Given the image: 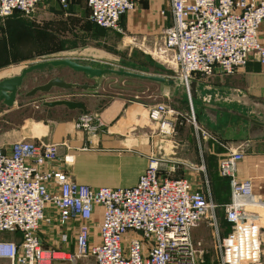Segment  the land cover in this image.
Listing matches in <instances>:
<instances>
[{
	"label": "built area",
	"instance_id": "obj_1",
	"mask_svg": "<svg viewBox=\"0 0 264 264\" xmlns=\"http://www.w3.org/2000/svg\"><path fill=\"white\" fill-rule=\"evenodd\" d=\"M43 1L0 0V21L17 12L33 15ZM87 2L91 20L116 31L121 30L122 16L137 5L136 0ZM172 15L165 44L155 54L187 85L195 76L206 80L232 75L252 56L264 64L259 36L264 0H172ZM169 111L160 102L150 112L164 135L175 133ZM193 120L204 138L218 139L197 125L194 111ZM101 124L90 112L76 123L85 129ZM59 146L27 138L8 149L0 146V264L54 260L75 264L87 257H94L97 264H199L203 242L193 237L192 230L202 221L215 227L221 264L260 263L261 225L255 208L263 202L255 198L252 181L238 176L245 156L242 149L225 144L227 152L220 159V173L229 180L231 191L224 206L229 223L225 231L218 224L217 204L210 193L195 179L173 175L182 161L170 163L153 156L136 185L93 187L71 179L66 166L56 168L61 161ZM71 162V156L63 157L64 165ZM46 226L60 230L64 243L74 232V250L48 248L40 235ZM6 233L12 238L4 237Z\"/></svg>",
	"mask_w": 264,
	"mask_h": 264
},
{
	"label": "crops",
	"instance_id": "obj_2",
	"mask_svg": "<svg viewBox=\"0 0 264 264\" xmlns=\"http://www.w3.org/2000/svg\"><path fill=\"white\" fill-rule=\"evenodd\" d=\"M73 1L68 9L63 10L60 0H45L39 10L40 19L45 21L47 26L49 24L56 28L58 26L63 32L67 30L65 27L70 18L77 21L79 17L84 20L90 19L87 0ZM136 2V8L122 16L120 31H112L91 22L88 27L81 28L80 33L87 35L89 45L94 50L91 51L93 58L105 59L97 53L105 57L111 54L112 48L128 49L136 54L143 52L156 58L155 52L159 47L164 46L166 29L173 22L172 0H136ZM19 14L16 13L14 16ZM69 15L73 16L69 17ZM259 36L264 44V22L260 27ZM70 47L73 50L81 49L80 51L85 49L74 44ZM95 51L97 53H93ZM63 56L72 57L73 54L64 53ZM166 75L176 76V74ZM193 79L201 84L198 90L199 97L195 99L200 122L218 137L217 140L200 139L197 141L199 147L197 142L192 143L186 139L184 129L175 128L174 132L177 134L172 135L160 133L157 123L150 118L154 105L139 100V95H135V99L127 95H117L107 99V95L99 93L98 88L94 92L81 94L88 98H77L84 101L89 112L97 115L103 122L96 129L77 127L78 118L83 114L81 109L71 110L65 106L49 107L62 110L67 116L55 117L53 121L30 118L32 120H25L18 129L13 126L0 128V146L8 149L12 143L23 138L35 142L58 143L61 161L57 162L56 168L62 169L66 166L71 179L93 187L136 185L153 156L166 159L170 163L182 161L184 164L180 165L173 175L190 178L193 177L191 176L193 173L190 172L198 171L199 164H205L213 169L212 161L221 159L227 152L225 144L233 149H242L245 156L239 163L238 176L252 181L255 198L263 202L259 207L257 219L261 225L262 249L261 261L258 264H264V134L251 137L250 122L238 114H245L249 110L244 105V96L253 100L264 99V64L252 56L247 66L232 75H215L206 80L195 76ZM160 84L163 94L168 96L169 89L165 84ZM181 90L185 89L178 88L175 94L168 98L181 103V96L183 97V93H179ZM72 98L76 99L73 96ZM104 100L106 101L103 103ZM205 102L238 113L213 108L208 110ZM0 105H4L5 108V111L0 112V122L13 121L14 108H10L2 101ZM214 111H217L216 116L213 114ZM215 117L216 121H214ZM97 123L98 120H95L94 124ZM64 156H71L72 162L64 165L62 163ZM197 160L200 161L199 164ZM40 235L48 248L74 250V232L68 233L69 241L66 243L60 241V230L50 229L49 226L42 228ZM3 236L12 238L8 233ZM62 261L54 260L52 264H68Z\"/></svg>",
	"mask_w": 264,
	"mask_h": 264
},
{
	"label": "rangeland",
	"instance_id": "obj_3",
	"mask_svg": "<svg viewBox=\"0 0 264 264\" xmlns=\"http://www.w3.org/2000/svg\"><path fill=\"white\" fill-rule=\"evenodd\" d=\"M66 1L68 5H64L60 0L63 10L68 9L70 4L74 2L73 0ZM42 3H40L33 15L19 14V16L16 15L18 18L16 16L8 17L0 21V80L4 77L18 74V72L20 73V70L24 68V66L27 67L37 61L52 57H60L63 56L64 53L73 54L72 57L76 58V60L81 63L100 64L97 66L118 65L121 68L156 74L176 73L170 64L152 55L140 52V50L138 55L135 52L132 53L128 51V49L112 48L111 54H107L105 57L102 56L101 53H97L96 51L93 52L97 53V55H101V57L105 59L93 58L91 56V51L94 50L91 45H89L90 43L88 42L87 35L80 33L82 27H88L90 22L92 24L94 23L91 18L84 20V18L79 17V21L70 18L67 21V27H65L67 30L63 32L59 30L58 26L57 28L50 24L47 26L45 21L43 22V20L40 19L39 10ZM72 16L73 15H69V17ZM79 23L81 25H79ZM73 44L85 49L82 51H80L81 49L73 50L70 47ZM56 76H60L67 81L96 84L98 85L99 93H105L107 99L117 95H127L135 99V95H139V100H143L152 105L165 102L170 110L169 118L173 119L175 122V128L186 130V139H189L192 143L204 139L202 133H199L195 126L192 109L195 111L197 125L200 127L205 126L202 125L198 117L195 99L190 100L186 90H181L179 92L180 94L183 93V97L181 96L182 102L179 103L175 102L172 98V100L169 99L168 97L170 96L164 95L161 90V84L157 81L136 77L131 78L130 76H120L112 73H107L95 80L90 79L82 72L74 71L65 66H46L28 73L23 85L20 87L17 103L15 102L12 106V108H14L12 112L14 122L12 120L10 123L1 121L0 128L13 126L18 129L19 126L25 123V120H32L30 118L39 119V121H53L56 119L55 117L64 118L67 114L62 110L56 108L50 109L48 106L44 105V101L54 100L57 96V98H67L66 95H69L68 98L70 99H73L72 96L76 99L88 98L85 95H81L83 92L84 94L87 92V90L83 88L63 89L59 87H54L46 98L42 96L44 92L40 91L32 96H27V93L33 87L43 84ZM105 101L106 100L102 102L104 103ZM190 101H192V103ZM3 111H5L4 105H0V112ZM210 137L211 136L207 138ZM197 145L198 147L200 146L198 142ZM197 162L198 164L200 163L199 160H197ZM220 162V158L213 160L211 164L213 169H210V166H205V164L197 165V168L202 167V170H192L190 173H193L191 175L193 177L190 178H194L204 190L210 193L212 200L217 204L215 212L218 224L226 231L228 229H226L224 225L226 219L224 206L231 199V191L229 181L220 173ZM255 209L260 210V208ZM97 218L99 219V217ZM192 234L196 240H202L203 242L199 264H221L220 255L216 246L215 227L207 221H202L201 224L193 227ZM62 262L73 264L72 261L68 260H63ZM75 264L97 263L94 257H87L79 258Z\"/></svg>",
	"mask_w": 264,
	"mask_h": 264
},
{
	"label": "water",
	"instance_id": "obj_4",
	"mask_svg": "<svg viewBox=\"0 0 264 264\" xmlns=\"http://www.w3.org/2000/svg\"><path fill=\"white\" fill-rule=\"evenodd\" d=\"M46 66H65L74 71L82 72L87 75L90 79H99L107 73H112L120 76H130L141 79H147L151 81H157L163 83L169 89L167 93L168 96L174 95L176 90L180 87H183L190 99H197L199 97L198 90L200 83L194 79H191L188 85L177 76L166 75V74H156L149 73L144 71H137L128 68H121L118 65L113 66H97L92 63H81L77 61L74 57L63 56V57H52L46 60L37 61L31 65L24 67L19 74L4 77L0 80V101H2L7 106L12 107L17 101V96L20 90V87L23 85L25 77L28 73H31L35 70L42 69ZM54 87H59L63 89H72V88H83L87 90V93L94 92L97 90L98 85L93 83H79L67 81L60 76L52 77L47 82L39 84L33 87L28 93L27 96H32L37 92H44L42 95L44 98L48 97L47 95ZM230 99V98H229ZM228 99V100H229ZM205 107L213 108L214 110L222 111H231L232 110L226 107H220L215 104L205 102ZM44 105L48 107L56 106H65L68 109H81L83 111L82 115L88 114L89 110L84 101L78 99L70 98H58L54 100L44 101ZM244 105L249 108L247 113H238L241 117L250 122L249 133L251 137H255L258 134H264V99L253 100L247 96H244ZM213 114L216 116L217 111H214ZM216 121V117L214 119Z\"/></svg>",
	"mask_w": 264,
	"mask_h": 264
},
{
	"label": "trees",
	"instance_id": "obj_5",
	"mask_svg": "<svg viewBox=\"0 0 264 264\" xmlns=\"http://www.w3.org/2000/svg\"><path fill=\"white\" fill-rule=\"evenodd\" d=\"M17 13H20V12H17ZM15 14H16V13H15ZM15 14H14V15H15ZM20 14H22V13H20ZM14 15H13V16H14ZM13 16H11V17H13ZM9 18H10V17H9ZM96 25H97V24H96ZM226 179H227V178H226ZM227 180H228V179H227ZM228 181H229V180H228ZM229 186H230V183H229ZM224 211H225V210H224ZM224 225H225V228H226V229L229 228V223H228V221H227L226 219H225V223H224Z\"/></svg>",
	"mask_w": 264,
	"mask_h": 264
},
{
	"label": "bare ground",
	"instance_id": "obj_6",
	"mask_svg": "<svg viewBox=\"0 0 264 264\" xmlns=\"http://www.w3.org/2000/svg\"><path fill=\"white\" fill-rule=\"evenodd\" d=\"M191 103H192V101H190ZM193 108V107H192ZM192 111H194L193 109H192ZM195 112V111H194ZM196 116V115H195Z\"/></svg>",
	"mask_w": 264,
	"mask_h": 264
},
{
	"label": "flooded vegetation",
	"instance_id": "obj_7",
	"mask_svg": "<svg viewBox=\"0 0 264 264\" xmlns=\"http://www.w3.org/2000/svg\"><path fill=\"white\" fill-rule=\"evenodd\" d=\"M55 99H58L57 97H55Z\"/></svg>",
	"mask_w": 264,
	"mask_h": 264
}]
</instances>
